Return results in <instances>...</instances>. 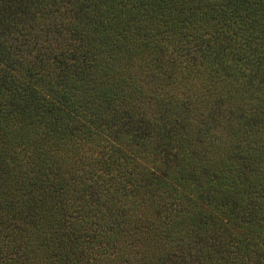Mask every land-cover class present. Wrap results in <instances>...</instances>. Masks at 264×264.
<instances>
[{"label":"trees","instance_id":"1","mask_svg":"<svg viewBox=\"0 0 264 264\" xmlns=\"http://www.w3.org/2000/svg\"><path fill=\"white\" fill-rule=\"evenodd\" d=\"M0 264H264V0H0Z\"/></svg>","mask_w":264,"mask_h":264}]
</instances>
